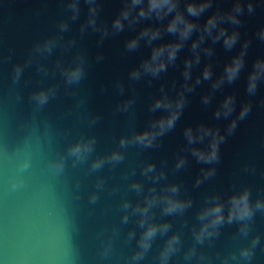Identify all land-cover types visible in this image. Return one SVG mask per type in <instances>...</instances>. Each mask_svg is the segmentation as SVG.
<instances>
[{
	"label": "water",
	"instance_id": "obj_1",
	"mask_svg": "<svg viewBox=\"0 0 264 264\" xmlns=\"http://www.w3.org/2000/svg\"><path fill=\"white\" fill-rule=\"evenodd\" d=\"M69 2L0 0V264H130L144 231L142 220L146 225L168 223L171 230L152 243L141 264H159L160 250L175 234L180 236L182 247L169 264H224L226 257L257 236L260 244L250 264H264V213H256L247 238L240 237L238 223L225 222L212 240L203 245L194 240V231L202 226L198 217L211 204L222 203L227 217L231 197L244 190L250 191L252 203L264 199V81L258 83L254 95L247 91L248 72L256 60L264 59V41L257 35L264 29V0H251L252 13L247 12L249 0H243L245 12L235 28L239 41L231 51L222 43L205 42L202 47L213 48V55L201 52L190 82L194 83L208 65L212 80H202L187 94L188 103L175 128L151 147L133 143L132 138L162 115L151 111L162 86L171 98L181 90L184 61L194 57L191 43L199 33L193 34L176 64L161 78L131 80L129 73L149 55L150 47L142 44L129 52L126 42L143 27L163 26L167 19L142 20L134 28L126 24L124 31L114 33L112 22L125 7V0H97L95 29L88 24L87 0H79L75 19ZM234 3L214 0L197 23L202 26L217 10L230 12ZM180 7L184 9V0ZM62 22L67 24L65 31L60 30ZM225 26L233 30L232 25ZM51 38L58 41L51 53L37 51L38 44ZM173 39L165 33L157 43ZM246 41V66L240 77L213 91L212 83ZM78 59L84 62L85 76L79 84L68 85L62 70ZM17 67L23 71L14 83ZM47 88H55L56 95L39 109L31 97ZM206 95H211L207 105L202 102ZM229 96L235 101L232 114L217 119L216 110ZM245 105L251 108L241 119ZM233 120L236 127L230 132ZM201 125L224 137L218 144L219 159L211 164L198 161L192 149L210 152L213 136L190 145L184 134L188 127ZM91 139L95 146L87 162L74 164L66 155L68 147ZM121 139L129 141L126 147H120ZM116 151L123 154L119 163L108 160ZM181 158L185 164L177 168ZM99 159L106 161L104 166L91 172ZM24 161H30V167L21 171ZM61 161L63 171H58L55 165ZM148 165H154L155 170L146 173ZM211 169L214 174L206 177ZM100 181L102 188L97 186ZM133 185H140L141 190ZM172 186L178 187L173 198L191 201V206L165 215L161 201L173 195ZM97 193L98 202L90 203V197ZM153 197L157 202L146 217L136 211ZM125 203L130 205L127 209ZM125 215L127 223L122 222ZM130 233L135 234L131 239ZM109 246V255L103 256ZM193 246L197 255L188 262L184 256Z\"/></svg>",
	"mask_w": 264,
	"mask_h": 264
},
{
	"label": "clouds",
	"instance_id": "obj_2",
	"mask_svg": "<svg viewBox=\"0 0 264 264\" xmlns=\"http://www.w3.org/2000/svg\"><path fill=\"white\" fill-rule=\"evenodd\" d=\"M185 7L181 10V0H125V7L121 10L118 17L112 22V30L114 33L124 31L125 26L134 28L142 20L155 19L157 21H164L167 19V24L163 26H145L136 35L131 37L126 42V49L129 52L138 50L142 44L150 47L149 55L144 58L138 67L134 68L129 73L131 80H140L142 77H150L152 79L161 78L162 74L166 73L170 66H174L177 62L178 56L189 40H192L194 33H199L197 39L192 40L191 51L194 57L188 58L184 61L183 78L184 84L181 90L177 93L175 98L169 97L163 86L161 87V95L156 98L151 106V111L162 113L150 126L140 133H137L133 138V143L140 144L144 147H151L158 138L163 137L166 133L175 128L180 119L187 103L188 93L195 90V87L203 81L212 80L213 72L211 65L204 68L202 75L198 76L194 83L192 80V69L194 65H199L201 60V52L204 55L211 57L213 55V48L202 47L207 40H211L212 44L222 43L227 51H231L239 41V32L235 30L241 24L240 17L245 12L243 0H235L234 6L230 12H223L217 10L212 15L208 16L205 23L201 26L197 21L201 16L208 12L213 7L214 0H184ZM89 4V20L88 24L94 29L96 28V20L98 15L97 0H87ZM69 9L73 13V19L79 13V0H70ZM254 4L249 0L247 3V12H254ZM170 18V19H169ZM225 25H232L233 30L230 32ZM60 30H67V24L62 22ZM174 37L173 40L164 43H157L161 41L163 35ZM103 35H108V30L105 28ZM258 38L264 41V29H261L257 34ZM58 43L56 38H51L38 44L37 51L43 53H51L53 48ZM249 42H245L241 47L238 55L232 57L230 62L225 64L221 76L216 79L211 87L212 90H218L225 83H234L245 69V57ZM22 68L15 69L14 83H18L22 75ZM62 74L68 85L79 84L85 76V67L82 59H78L75 63L69 65L62 70ZM264 81V59L256 60L251 70L248 72V87L247 91L250 95H254L258 83ZM56 95L55 88L40 89L33 93L31 99L39 109H43ZM211 101V95H206L202 98V102L207 105ZM131 103V102H129ZM234 98L227 97L220 107L216 110L215 116L217 119L229 117L234 110ZM128 105H125V108ZM251 105H245L240 112V118L243 119L250 111ZM236 127V121L233 120L229 131L231 132ZM185 137L188 144L193 145L198 141L204 139L205 136H213L210 152L201 151L198 148L192 149V155L200 162L211 164L218 161V144L224 139L219 135L218 131L214 133L211 129L199 126L196 129L188 127L185 130ZM129 141L121 139L120 147H126ZM95 140H81L67 149V157L71 158L74 164L86 163L89 155L94 151ZM113 163H119L123 160V154L119 151L113 152L108 158ZM104 159L96 160L91 166V172L99 171L105 164ZM185 160L181 158L177 163V168L182 167ZM30 167V161H24L20 165L21 171L27 170ZM58 171H63V161L55 165ZM155 170L154 165H148L145 169L146 173H151ZM214 169L205 173V176L214 174ZM199 184L200 181H197ZM98 188L103 187V181L98 182ZM137 190H141L140 185H133ZM172 196H166L162 199L164 204V214L174 215L183 212L186 208L191 206V201H181L174 199L173 196L178 192L177 186H172L170 189ZM99 200V194H93L90 197V203L96 204ZM157 199L153 197L147 201V204L136 211L143 216H147L149 209ZM130 205L124 204L127 209ZM225 207L222 203L216 202L206 207L199 215V220L202 226L198 231H194V240L198 245H203L206 240H212L219 234L220 227L225 223H238L240 225V237L247 238L251 232V224L257 212L264 213V199H258L252 203L250 199V191L234 195L229 201L228 214L225 217ZM128 217H123V223H127ZM141 227L144 231L138 241V250L134 252L130 258V264H141L146 254L150 251L152 243L159 237L164 238L171 230V225L168 223L162 224H147L141 221ZM134 233L129 234V238L134 237ZM260 244V237L257 236L249 242L247 246L240 247L238 252L233 253L230 257L224 259V264H230L231 261H236L238 264H250L253 259L255 249ZM182 247V241L178 234L168 237L164 246L159 253V264H169L170 259ZM111 251L110 246L106 247L102 255L107 256ZM197 255V249L193 246L185 253V260L190 262ZM205 257L201 256L203 261Z\"/></svg>",
	"mask_w": 264,
	"mask_h": 264
}]
</instances>
